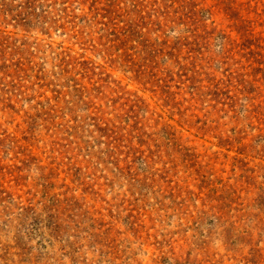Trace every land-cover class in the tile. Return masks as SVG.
I'll use <instances>...</instances> for the list:
<instances>
[{"label":"rangeland","instance_id":"374dc122","mask_svg":"<svg viewBox=\"0 0 264 264\" xmlns=\"http://www.w3.org/2000/svg\"><path fill=\"white\" fill-rule=\"evenodd\" d=\"M0 264H264V0H0Z\"/></svg>","mask_w":264,"mask_h":264}]
</instances>
